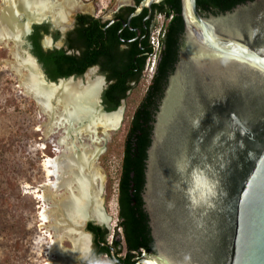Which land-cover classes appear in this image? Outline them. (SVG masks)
Masks as SVG:
<instances>
[{"label":"water","instance_id":"95a60500","mask_svg":"<svg viewBox=\"0 0 264 264\" xmlns=\"http://www.w3.org/2000/svg\"><path fill=\"white\" fill-rule=\"evenodd\" d=\"M163 1L142 0L135 13ZM180 15L183 45L145 165L143 202L156 253L135 264H264V0L217 15L180 0ZM41 76L53 88L88 85ZM100 90V112H121L103 110Z\"/></svg>","mask_w":264,"mask_h":264},{"label":"rangeland","instance_id":"374dc122","mask_svg":"<svg viewBox=\"0 0 264 264\" xmlns=\"http://www.w3.org/2000/svg\"><path fill=\"white\" fill-rule=\"evenodd\" d=\"M76 1L79 8L75 10H83L86 7L85 0ZM101 1L104 4L108 0ZM75 10L67 15L66 21L59 24L62 26L60 28L62 32L63 25L71 21L76 13ZM17 48L19 55L27 56V50L22 43H19ZM15 49L11 41L8 42L7 47L0 43V264H44L47 262L45 253L48 251L50 240L43 234V230L38 228V215L41 211L39 206L42 203L35 198L34 192L37 189L39 191L40 186L45 182L55 180L54 177L48 179L46 176L44 160L61 154L63 148L58 146V142L66 135V131L69 141H73L76 147L78 146L76 151L80 149L79 145L86 146L87 149L94 147L101 149L94 163L103 176L102 189L98 197L101 203L96 206L102 209L106 217L108 229L106 241L111 242L113 234L118 232L116 193L123 139L127 122L144 94L147 79L144 74L138 86L128 96L124 107L121 106L119 125L115 130H108L107 135L102 132L100 126L87 132L79 131L89 124L86 119L72 120L70 123L63 121L62 124L48 130L46 128L48 115L40 109L32 96L24 94L19 86L18 76L10 71L8 64L14 62L11 52ZM78 79L90 83L101 80L98 74L88 72ZM56 112H62L61 107H58ZM96 138L99 142L92 140ZM78 177L87 180V176L83 174ZM63 192L64 190L61 189L57 194L61 195ZM97 210L99 211V208ZM82 229L85 232V229ZM82 229L78 232L73 230L70 232L72 231V236L77 238V234L83 235ZM61 245L65 253L73 249V244L68 238H65ZM117 253L123 255L122 250ZM82 255H75L72 264H77ZM51 258L55 259L54 256ZM99 264H111V262L107 257L102 256Z\"/></svg>","mask_w":264,"mask_h":264},{"label":"bare ground","instance_id":"6f19581e","mask_svg":"<svg viewBox=\"0 0 264 264\" xmlns=\"http://www.w3.org/2000/svg\"><path fill=\"white\" fill-rule=\"evenodd\" d=\"M0 1V43L7 47L8 42L11 41L16 47L15 51L11 52L14 62L8 64L10 71L18 76L19 86L24 94L32 96L40 109L48 115L46 128L51 130L63 121L70 123L72 120L86 119L89 124L79 131L87 132L100 126L102 132L107 135L108 130H115L121 121V112L108 115L100 112L97 106L99 82H88L87 87L80 90L68 81H63L54 88L50 87L42 82L41 71L34 60L18 53L20 36L30 23L39 22L50 15L53 24L59 25L67 20L68 14L79 8L78 2L76 0ZM118 1L125 3L129 0ZM22 17L26 19L24 23L20 22ZM44 44L50 45L48 39ZM58 107H61L62 112H56ZM67 133L68 131L58 142V146L63 148L61 154L44 160L46 176L48 179L54 177L55 180L45 182L40 186L39 191L37 189L34 192L35 198L42 203L39 206L41 211L38 215V228L43 230V234L50 240L48 251L45 253L47 262L44 264H72L75 255L87 250L88 237L76 233L78 237L75 238L70 230L78 232L75 224L83 219L107 221L96 206L101 203L98 197L102 189L103 176L94 163L101 149L99 147L87 149L86 146L79 145L80 149L76 151L78 146L76 147L73 141H69ZM92 140L99 142L97 138ZM80 174L87 176V180H81L78 177ZM61 189L64 192L58 195ZM65 238L73 244V249L66 253L61 245ZM144 264L151 262L144 261Z\"/></svg>","mask_w":264,"mask_h":264},{"label":"flooded vegetation","instance_id":"af4514ba","mask_svg":"<svg viewBox=\"0 0 264 264\" xmlns=\"http://www.w3.org/2000/svg\"><path fill=\"white\" fill-rule=\"evenodd\" d=\"M85 1L86 4L84 6L86 7L83 10H75L76 13L71 21L63 25V32L60 30L62 26L54 25L51 18L48 17L32 24L30 30L25 35L22 34V37L20 36V41H23L22 45L26 48L27 52L37 60L38 65H40V70L48 81L78 76L71 74L68 77H58L52 80L45 69L43 60L34 52V45L31 40L33 35L38 36L37 48L40 54L51 56L52 54L57 55L61 52L64 56L77 57V60L81 62L80 66L83 67V74L86 72L89 74L95 73L101 78V80H98L99 86L101 87L99 93L100 104L105 112L110 113L121 108L122 105L124 107L128 96L135 90L143 78L147 58L152 53L149 45V35L155 24V15L160 13H157V8L154 5L150 9L143 8L135 13L142 0H129L125 3H120L118 0H108L104 4L101 0ZM80 30H82V36L79 33ZM47 39L50 45L44 44V41ZM125 56L127 67L122 69ZM74 65L70 68H73ZM154 72L150 81L147 83L145 91L151 83ZM116 73L119 75L118 78H123V76L126 78V85L129 89L126 92V97L119 100V105L115 109L108 111L106 104L103 103V93L117 78L112 76ZM137 77L138 80L136 81ZM133 116L134 114L132 113L127 122L124 139L128 133L129 121ZM154 116L155 114L153 118ZM122 160L123 147L118 170L116 193V227L118 228V232L115 235L113 234V240L111 242H107L108 229L106 227V221L98 222L92 219L86 222L83 228L85 229L84 233L89 235L88 246L77 264H84L86 259L91 258L93 264H99L100 257L102 256L107 257L111 264H117L115 261L123 263L121 258L123 256L125 257L127 243L124 224L126 217L125 213L123 212L122 214L121 212L119 199ZM145 165L146 160H144V167ZM144 184L136 196L134 195L135 190L133 188L129 189V205L133 209L134 218L136 221L141 222L139 220L140 217H144L146 221L144 230L139 231L140 227H138L134 234V240L136 243H139V250L137 249L139 256L136 259H139L141 256L147 257L156 253L155 243L152 239L149 226L150 219L144 208ZM99 212L100 214L103 213L100 207ZM89 224L94 227V232L89 230ZM145 239H147V243ZM117 243L121 245L122 256L119 255L120 253H117L119 249ZM147 247L152 248L153 251H148Z\"/></svg>","mask_w":264,"mask_h":264},{"label":"trees","instance_id":"16d2710c","mask_svg":"<svg viewBox=\"0 0 264 264\" xmlns=\"http://www.w3.org/2000/svg\"><path fill=\"white\" fill-rule=\"evenodd\" d=\"M247 1L252 0H196V9L201 15L209 13L217 15L232 11L237 5L246 3ZM154 7L157 8V13L164 14L165 16L171 15L172 18L164 27L161 38V49L156 61L153 78L146 91H144L142 99L133 110L134 116L129 121L128 133L123 142V160L119 182L120 207L122 214L124 212L126 217L124 224L127 252L124 254L125 257L121 258L123 264H135L136 258L139 256V243H136L134 240V234L138 227H140L139 231H142L146 225L144 217H140V222L136 221L133 216V209L129 205V189L133 188L135 190L134 195L136 196L143 188L145 180L144 160L147 159V151L150 146L152 124L154 122L153 115L158 109L159 102L163 97V92L167 85V79L178 62L179 53L183 45L184 31L180 15V0H164L154 5ZM79 33L82 36V30ZM31 40L34 45L35 54L39 55V58L43 60L45 69L52 80L58 77H68L71 74L78 77L82 76L84 70L80 66L81 62L77 60V57L64 56L61 52L57 55L52 54L51 56L42 55L37 48L38 36L33 35ZM124 60L122 69L127 67L126 56ZM72 65L74 67L70 68ZM112 76L117 78L103 93V103L106 104L108 111L115 109L119 105V100L126 97V92L129 89L124 76L123 78H118L119 75L117 73ZM137 80L138 77L136 78ZM88 228L93 232L95 230L90 224ZM145 242H148L147 239H145ZM117 245L119 246L120 244L117 243ZM147 249L148 251H153L152 248L147 247ZM121 250L120 246L118 252ZM92 262V258L86 259L84 264H93Z\"/></svg>","mask_w":264,"mask_h":264},{"label":"built area","instance_id":"2783aa9c","mask_svg":"<svg viewBox=\"0 0 264 264\" xmlns=\"http://www.w3.org/2000/svg\"><path fill=\"white\" fill-rule=\"evenodd\" d=\"M172 16H165L164 14L155 15V24L152 32L149 35V45L151 47L152 53L147 58V63L145 66L144 74L146 76V82L148 83L154 72L155 63L161 49V38L163 36V31L165 24L171 20Z\"/></svg>","mask_w":264,"mask_h":264}]
</instances>
